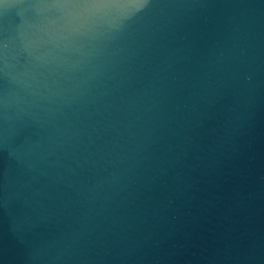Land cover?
Returning a JSON list of instances; mask_svg holds the SVG:
<instances>
[{
    "label": "water",
    "instance_id": "water-1",
    "mask_svg": "<svg viewBox=\"0 0 264 264\" xmlns=\"http://www.w3.org/2000/svg\"><path fill=\"white\" fill-rule=\"evenodd\" d=\"M0 264H264V0H0Z\"/></svg>",
    "mask_w": 264,
    "mask_h": 264
}]
</instances>
